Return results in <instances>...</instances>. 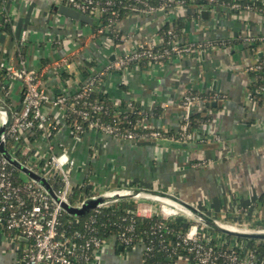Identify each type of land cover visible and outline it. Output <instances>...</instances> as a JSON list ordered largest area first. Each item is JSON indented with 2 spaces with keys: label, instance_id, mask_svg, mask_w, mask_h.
Instances as JSON below:
<instances>
[{
  "label": "crops",
  "instance_id": "crops-1",
  "mask_svg": "<svg viewBox=\"0 0 264 264\" xmlns=\"http://www.w3.org/2000/svg\"><path fill=\"white\" fill-rule=\"evenodd\" d=\"M236 1L264 6V0ZM59 4V0H9L15 33L18 34L22 28L30 31L29 42L24 47L29 68L37 70L54 59L57 53L68 52L87 42L63 68L73 75L70 80L61 78V72L53 67L45 71L46 88L52 95L65 85L73 90L80 79L100 71L107 59L113 61L115 53L141 46L148 41H157L163 25L172 26L178 17L189 15L186 10L173 9L150 15L128 16L116 24L117 31L127 37L123 42L115 43L107 33L87 41V36L92 32L91 24L54 12L53 6ZM11 32L8 26L0 30V50L7 45ZM65 34L71 36L70 42L57 44L49 41L51 37ZM261 34H264V12L255 7L234 11L224 7H217L213 11L208 9L207 19L195 23L187 21L181 39L210 38L222 41L223 44L202 54L194 52L188 57L173 58L156 66L146 63L125 69L113 67L106 71L97 88L100 95L106 96L121 110L128 102H133L137 108L146 112L151 126L173 129L181 114L177 103L190 88L202 94L209 103H214V108L209 112V103L205 101V104L193 109L192 114L201 112L209 120L194 129L204 140L187 148L149 141L130 150L127 141L95 131H88L76 140L72 137L70 126L63 123L62 118L61 127L52 136V141L56 152L66 150L74 161L70 171L72 185L82 184L87 179L95 195L118 187L168 191L206 213L209 212L206 209L212 210L216 206L224 208V214L227 208L231 211L237 208L234 217L244 213L247 221L253 222L247 227L254 230L264 228V222L258 223L264 220V100L253 97L249 90L253 77L246 70L264 54V46L250 49L248 43L243 41L245 37ZM84 61L95 63L93 68H86L85 76L81 69ZM9 90L8 99L17 104L20 97L18 85L11 84ZM47 111L52 112L51 109ZM216 135H219V141L214 140ZM153 145L163 147L161 156L167 163L153 162L157 153ZM187 157L189 167L185 170L186 177L179 175L174 180L171 161L185 160ZM149 168L152 171H148ZM117 174L121 178L142 176L145 182L153 181L159 185H120L122 182L119 177L115 182ZM168 182H173L182 190V194L166 190L163 185ZM129 200L115 203H125L123 205L130 209L134 205V211L144 203L153 206L149 200L145 202L144 199H134L127 203ZM193 200L202 203L206 209L196 205ZM153 209L155 206L152 212ZM206 232L213 236L221 235L208 228ZM26 244V239L17 237L0 225V264H22L21 253ZM142 251L140 243L128 248L110 237L101 246L92 264H143ZM173 264L196 263L187 255L180 254Z\"/></svg>",
  "mask_w": 264,
  "mask_h": 264
},
{
  "label": "built area",
  "instance_id": "built-area-1",
  "mask_svg": "<svg viewBox=\"0 0 264 264\" xmlns=\"http://www.w3.org/2000/svg\"><path fill=\"white\" fill-rule=\"evenodd\" d=\"M59 1L92 17L93 21L99 20L103 14H108L106 24L95 31L92 30L87 36V41H93L105 33L108 35L114 33V36L122 40L119 42L127 39L116 29L119 20L112 19L113 16L118 15L117 10L112 7L115 4L122 5L125 0ZM126 1L128 3L123 6L124 8L129 6V13L126 17L183 9L189 12L188 21L194 23L202 19L200 11L203 9L213 11L217 7H224L234 11L241 8L252 9L255 7L257 10L264 12V6L259 5V3L242 4L236 0H205L207 7L203 8L195 4L202 0H158L157 3H152L150 0ZM208 5L211 7H208ZM11 18L9 0H0V30L5 25L12 31L7 45L3 50H0V70L5 75L0 86V93L2 94L0 100L8 107V113H1L3 120L8 121L4 139L5 142L7 139L10 140L12 149L10 153L13 156L19 154L23 157V162L20 161L22 164L46 178L50 184L51 181L60 180L61 189L58 192L55 191L60 200L68 202L72 187L70 168L73 166L74 161L66 150L55 151L52 136L60 129L62 122L67 123V112L70 109L75 114L70 119L74 131L72 132L70 128V132L76 140H79L88 131H95L134 144L140 141L146 143L147 141L165 140L192 145L204 140L203 137L197 134V131H189L188 129L193 109L198 108L202 103H209L202 94L194 89H188L179 99L177 107L181 110V114L175 127L167 129L168 133L164 128L151 126L146 112L142 109L136 111L140 115V119L135 124L133 123L139 132L130 129L122 130L119 127L122 122L119 115L122 112L131 113L135 111L136 108L132 102H128L125 108L121 110L110 101L115 108L112 114L113 122L99 123L93 119L91 113H100L103 111V106L96 99L88 102L87 96L93 90H97L103 74H106V71L113 67L125 69L133 65H140L142 61L151 66H156L173 58L188 57L194 52L202 54L206 50L214 49L223 44L222 41L210 38L182 40V35L176 33L173 25L167 26V29L160 34L157 41H148L141 46L120 51L118 54L115 53L113 61L107 59L100 71L97 70L90 73L87 78L80 79L75 83L73 90H69L65 85L56 94L52 95L46 88L45 71L49 67H53L58 71L63 70L64 66L70 62L73 56H76L87 42L79 44V46L68 52L57 53L54 59L37 70L31 69L26 64L24 54V47L29 42L30 31L27 28H22L16 34ZM50 40L62 44V42H70L72 38L69 34H65L51 37ZM243 41L246 43L264 42V34L245 37ZM261 68L262 61L257 58L246 70L257 72ZM14 83L18 84L20 97L17 104L12 103L9 105L5 99L9 98V87ZM259 92L264 93V84L259 86ZM70 98L75 101L69 109L67 101ZM80 100H82L84 107L75 109V105L79 104ZM47 109H51L53 113L47 111ZM77 117L87 125L85 131L81 123L76 120ZM62 118L63 120L60 122ZM123 120L124 124H131L130 120ZM213 138L215 141H219V135ZM40 141H43V144H40ZM41 147L45 148L44 153L41 152ZM10 166L0 154V225L15 233L17 237L26 239L27 244L21 253L23 264H92L101 246L105 243L94 234L95 230L90 224L93 220L90 219V223L85 224L88 230L87 235L82 234L79 230H75L71 236L59 232V216L63 211L59 203L55 202L41 186L26 176L24 181L16 183ZM81 202L76 205H80ZM159 203L161 204L159 205L158 215L161 218L171 220L174 217H179V215L187 217L182 210L164 202L159 201ZM94 210H97V208ZM134 213L137 216L150 217L154 212H152L150 205L144 203L137 206ZM160 227L161 224L157 226L156 230H152L151 234L158 235L162 242L165 238L163 232H159L158 228ZM207 228L201 222H193L183 233L177 234L171 241V249L176 252V255H180V252L178 253L179 249L183 250L185 255L196 264H264V260L249 250L247 241L232 239L227 247H223L225 240L222 236L211 235L206 232ZM131 229L132 226L126 228L127 231ZM166 231L168 232V230ZM114 236L120 242H124L125 247H132L129 245V237L125 235V232ZM151 248L150 245L145 246L146 251L151 250Z\"/></svg>",
  "mask_w": 264,
  "mask_h": 264
},
{
  "label": "trees",
  "instance_id": "trees-1",
  "mask_svg": "<svg viewBox=\"0 0 264 264\" xmlns=\"http://www.w3.org/2000/svg\"><path fill=\"white\" fill-rule=\"evenodd\" d=\"M152 3H157L158 0H150ZM128 1H123L122 5L115 4L112 8L116 9L118 12L117 16H113L114 19L121 20L123 18H126V16L129 13V6L123 7L126 5ZM198 4L200 8L207 7L206 1L202 0L201 2L195 3ZM208 7H211L208 5ZM108 18V14L101 15L99 20H95L92 24V30H96L97 28L101 27L102 25L106 24ZM189 15H184L181 17H178L174 22L173 26L176 30V33L178 35H182V30L185 28V25L188 21ZM5 26V25H4ZM168 25H163L161 27V34L164 33V31L167 29ZM111 40H113L115 43H119V38L114 36V33L110 36ZM249 48L253 49L254 47H260L264 46L263 41H255L248 43ZM259 60L262 61V68L257 72H249L250 76L253 77V83L249 86V90H251L253 97L258 98V100L263 101L264 100V93L259 92V86L261 84H264V54L259 57ZM84 66L81 67L83 71V76H85L86 68L91 69L95 66L94 62L91 61H84ZM142 66L146 64L145 61H142L140 63ZM61 78L63 79H71L73 75H70L69 73L65 72L64 70L60 71ZM5 75L4 72L0 70V86L3 83ZM74 80V79H72ZM71 80V81H72ZM97 100L100 102L103 106V111L100 113H91L94 120H97L99 123L107 124L112 123L113 121V112L115 111V108L111 105L112 103L110 100L105 96L100 95V91L93 90L90 92L87 96V100L93 101ZM74 99L70 98L67 101V107L70 109V106L72 103H74ZM79 104L75 105L76 108H82L84 107L82 100L79 101ZM133 104V102H132ZM134 105V104H133ZM208 109H213V105L210 102L207 105ZM125 108V107H124ZM135 111L130 112H122L119 115V118L122 119V122L120 123L119 127L124 129H130L134 132H139L138 129L135 128L133 123L135 124L137 120L140 119V115L137 114V110H140L135 106ZM156 112V111H155ZM75 114L72 113L71 109L67 112V124L70 125V128L72 132L74 131L72 122H70V119L74 117ZM123 119H128L131 121V124H124ZM78 123H81L83 130L85 131L87 128V125L81 121L79 117L76 118ZM209 120V117L204 115L201 112L193 113L190 116V122L188 129L189 131H193L194 129H197L199 127V124L207 122ZM167 133L168 131L165 130ZM149 142V141H147ZM129 143V142H128ZM144 143V142H139ZM193 145V144H192ZM191 146V145H190ZM6 148H11L10 140L7 139L6 141ZM19 161L23 162V157L19 154L14 155ZM10 168L13 171V179L16 183H21L26 178L24 175L19 172L17 169L10 166ZM51 185L54 189V191L58 192L61 189V182L59 179L56 181H51ZM94 195V192L90 189V187L87 184V179L83 180L82 184H75L71 187V193L68 197V202L72 205H76L79 202H81L84 198L90 197ZM125 203H110L103 206H100L97 208V210H91L86 215L81 217H75L67 214L66 212H61L59 216V228L58 231L61 233H64L66 236H71L75 230H79L82 234L87 235L88 230L85 227L86 223H90V219L93 220L90 224L91 227L95 230V235L101 240L106 241L110 237H114V235H117L119 233L125 232V235L129 237V245L134 246L135 244H142L143 251V264H173L176 257V252H173V250L170 247L171 241L176 237L177 234L183 233L190 224H192L194 221L188 219V218H179L174 217L171 220H165L161 218L156 213H153L150 217H141L137 216L134 213L132 205V209L124 206ZM131 204V203H130ZM123 205V206H122ZM126 205V204H125ZM93 218V219H92ZM186 219V220H185ZM161 224V227L158 228L159 232H163L164 234V241L161 242V239L158 237V235L151 234L152 230H156L157 226ZM132 226V229L127 231L126 228ZM168 230V232L166 231ZM210 230V229H209ZM212 231V230H211ZM222 238L225 240L223 243V247H227L228 243L232 239L241 240L238 238H233L230 236H226L221 234ZM116 239V238H115ZM248 242L249 250L253 254H257L260 259L264 260V241H258V240H245ZM116 242L121 244L123 247H125L124 242H120L116 239ZM152 246L151 250L146 251L145 246ZM237 250V249H236ZM238 251V250H237ZM185 254L183 250H178V253Z\"/></svg>",
  "mask_w": 264,
  "mask_h": 264
},
{
  "label": "water",
  "instance_id": "water-1",
  "mask_svg": "<svg viewBox=\"0 0 264 264\" xmlns=\"http://www.w3.org/2000/svg\"><path fill=\"white\" fill-rule=\"evenodd\" d=\"M53 11L58 12L63 16H66L81 23L92 24L93 22L92 17L84 13H81L73 9L72 7L62 3L59 5H54ZM200 14L202 19L208 18V10L206 9L201 10ZM111 59H113V56H111ZM213 104L214 103H212V105ZM5 112L8 113V107L4 104V102L0 100V154L8 162L9 165L17 169L28 179L34 181L39 186H41L55 202L59 203L62 210L71 216L81 217L86 215L91 210H94L100 206L110 203H115L122 200H128L133 198L151 199V200L164 202L174 208H178L182 210L187 216H192L196 218L197 221L201 222L209 229L219 232L223 235L230 236L233 238L243 239V240L264 241V229L254 230V229L239 228L237 226L223 224L219 222V220H217L216 218H213L206 212L202 211L197 206L185 201L184 199L180 198L174 193L168 191L145 188V187H130V188L118 187L115 189L104 191L94 196L87 197L80 203V205H72L66 201L60 200V198L55 193L53 187L51 186L50 182L46 178L40 176L29 167L22 164L6 148L4 132L6 130L8 121L5 122L1 116V113L5 114ZM158 142H164L169 145L180 148H187L190 146L186 143H179V142H172L165 140H160V141L158 140ZM165 200L173 202L175 204H171ZM229 227L233 229H230Z\"/></svg>",
  "mask_w": 264,
  "mask_h": 264
},
{
  "label": "rangeland",
  "instance_id": "rangeland-1",
  "mask_svg": "<svg viewBox=\"0 0 264 264\" xmlns=\"http://www.w3.org/2000/svg\"><path fill=\"white\" fill-rule=\"evenodd\" d=\"M17 84V83H16ZM18 85V84H17ZM1 93H0V97H1ZM6 100V102L9 104V105H11L12 104V101L10 100V99H8V98H6L5 99ZM209 110V112H211L210 110L211 109H208ZM201 136V135H200ZM53 140H54V138H53ZM40 144H43V141H40ZM153 144V143H152ZM138 145H140V146H142V143H130L129 145H127V147H128V149H130V150H133V149H135V148H137V146ZM154 146V145H153ZM156 151H157V153H156V157H155V159H154V161L153 162H155V163H161L162 161H163V163H167L166 161H164V157L163 156H161L163 153H162V150H163V147H161V146H154L153 147ZM8 149V151L9 152H12V149L11 148H7ZM45 148H42L41 147V152L42 153H44L45 152V150H44ZM101 156L103 155V154H100ZM193 158H191L190 160H192ZM172 163H171V166H170V169H171V171L173 172V175H172V178L175 180V179H177V176H181V177H186V171L185 170H187V168L186 167H189V160H188V157L185 159V160H183V159H181V160H174V162L173 161H171ZM170 163V162H169ZM147 166V165H146ZM145 166V167H146ZM72 168V167H71ZM71 168H70V171H71ZM132 168V167H131ZM130 168V169H131ZM130 169H128L127 171H129ZM38 170V169H37ZM148 171H152L151 170V168H149L148 169ZM153 171H155V167H153ZM133 174V172L130 174V175H132ZM128 176L127 178H121V177H119V175L117 174L116 175V178H115V182L116 181H118L117 180V178L119 177V179L121 180V184L120 185H139V186H141V185H148V184H152V185H159L158 183H156V182H153V181H150V182H145V180L142 178V176ZM25 177V176H24ZM169 177L171 178V174L169 175ZM171 181V180H170ZM163 187H165V189L166 190H169V191H172V192H175L176 194H178V195H181L182 193H181V191L182 190H179L178 188H177V186L173 183V182H168V184H165V185H163ZM136 200L138 199V198H135ZM131 201L132 200H134V198L133 199H130ZM130 200L129 201H126L127 203H129L130 202ZM139 200H141V199H139ZM145 200V202H146V200H149V203L151 204V205H153V206H155V209H153V212L154 213H156L157 215L159 214V205L161 204V203H159V201H156V200H151V199H144ZM193 202L196 204V205H199L200 207H202L203 208V205H202V203L200 204V202H198L197 200H193ZM152 206V207H153ZM130 207V206H129ZM203 209H206L205 207L203 208ZM224 208H222V207H218V206H216L215 208H212V210L210 209V208H208V209H206V210H208L209 212H207L209 215H211V216H213L214 218H216V219H218L219 220V222H221V223H223V224H227V225H233V226H237V227H239V228H246V229H253V228H249V227H247V226H249V224L251 225V223H253V222H249V221H247V217L246 216H243L244 215V213H241L239 216H237V217H234V213H236L237 212V208H233V211H231V209H229V208H227V213L225 212V214L222 212V210H223ZM252 210V209H251ZM252 211H250V213H251ZM230 213H233L232 215L230 214ZM187 216V215H186ZM244 217V218H243ZM179 218H183V216H181V215H179ZM186 218H188V219H190V220H192V221H194V222H199V221H197V219L196 218H194V217H192V216H187ZM246 219V220H245ZM186 220V219H185ZM262 221V222H261ZM259 222H261V223H263L264 222V220H259L258 221V223ZM262 225H264V223L262 224ZM257 227V226H256ZM209 229V228H208ZM256 230H258V229H264V228H255ZM211 230V229H210ZM216 232V231H215ZM217 233H219V232H217ZM220 234V233H219Z\"/></svg>",
  "mask_w": 264,
  "mask_h": 264
},
{
  "label": "bare ground",
  "instance_id": "bare-ground-1",
  "mask_svg": "<svg viewBox=\"0 0 264 264\" xmlns=\"http://www.w3.org/2000/svg\"><path fill=\"white\" fill-rule=\"evenodd\" d=\"M165 201H167V200H165ZM167 202H169V203H171V204H175V203L170 202V201H167ZM224 226H226V225H224ZM226 227H228V226H226ZM229 228H230V227H229ZM230 229H233V228H230Z\"/></svg>",
  "mask_w": 264,
  "mask_h": 264
}]
</instances>
